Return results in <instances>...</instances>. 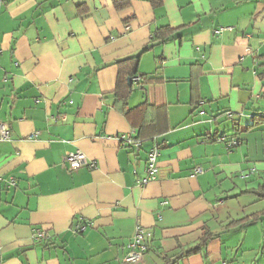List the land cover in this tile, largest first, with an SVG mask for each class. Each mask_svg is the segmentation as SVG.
<instances>
[{
    "label": "crops",
    "instance_id": "obj_1",
    "mask_svg": "<svg viewBox=\"0 0 264 264\" xmlns=\"http://www.w3.org/2000/svg\"><path fill=\"white\" fill-rule=\"evenodd\" d=\"M136 56L134 77L159 81H130L128 119L113 91ZM262 56L264 0H0V264H129L137 226L136 264H264V215L241 223L264 209ZM142 123L140 148L119 143ZM77 150L94 166L69 170Z\"/></svg>",
    "mask_w": 264,
    "mask_h": 264
},
{
    "label": "built area",
    "instance_id": "obj_2",
    "mask_svg": "<svg viewBox=\"0 0 264 264\" xmlns=\"http://www.w3.org/2000/svg\"><path fill=\"white\" fill-rule=\"evenodd\" d=\"M126 30L128 27L125 28ZM140 78L139 77H134L133 81L134 82H139ZM228 117L231 116L230 113H227ZM9 130L10 126L7 121H0V141L6 140L9 137ZM118 141L120 144L124 146H129V147H135V148H140L142 141L138 138L135 137V133L133 131L122 134L117 137ZM219 142L224 143V145L228 148L231 149L238 144H240L239 140H236L235 138H230L228 139L225 135L218 137ZM159 154V145L157 143H153V146L151 149L148 151L147 155V166H146V176L144 179L141 180L142 184H146L149 181L153 180L156 178L157 173H158V164H157V157ZM65 163L67 164V167L69 170H75L83 166H88V167H93L94 163L91 162L86 155L77 150V151H72L69 152L65 156ZM201 168H197V172H201ZM11 182V181H10ZM85 225L79 224L76 226L74 232L76 233H82L85 230ZM36 238L39 239H45L46 238V233L43 230H38L35 233ZM152 233L150 228H144L142 226H137L135 228V232L133 236L129 239L127 243V253L124 257V261L129 264H136L142 260L143 254L147 250V243L148 240L151 238Z\"/></svg>",
    "mask_w": 264,
    "mask_h": 264
},
{
    "label": "trees",
    "instance_id": "obj_3",
    "mask_svg": "<svg viewBox=\"0 0 264 264\" xmlns=\"http://www.w3.org/2000/svg\"><path fill=\"white\" fill-rule=\"evenodd\" d=\"M114 7L118 10L123 9L127 6H129V4L131 3L132 0H111ZM152 7L156 8L161 6L163 0H147ZM172 29L168 26L165 27H161L160 29L156 30V32H154V38H160L161 40H167L169 38V36L172 34ZM263 60H264V56H262ZM119 66H120V74L122 72V68L125 67L126 70H128V73L130 75L129 79L130 81L133 79V77L135 76L136 72H137V66H138V57H131V58H127L124 60H121L118 62ZM264 64V63H263ZM262 65V64H261ZM260 78L262 80H264V70L262 72H260L259 74ZM142 79V82H140L142 85L145 83H149V82H155V81H159L158 78H147L144 76L139 77ZM132 82V81H131ZM137 83V84H140ZM143 88V86H142ZM133 91V87H132V83L131 85H129L127 83L126 80L121 79V76H119V79L116 83V87L113 91V95L116 98V101L120 103L121 105V110L123 111L124 115L129 119V115L130 113L133 111V109H129L127 107V100L131 94V92ZM147 103L144 101L142 104H140L137 109H140V107H142L143 105H146ZM135 109V108H134ZM231 114V116L229 118H232V113L228 112ZM228 116V115H227ZM263 118V117H262ZM147 124H140L139 125V134L138 136L135 135L136 138L140 139L143 143V138L142 136H144V134L142 133L143 129L147 128L146 127ZM153 133H150L148 135H152ZM225 135L228 139L230 138H235L236 140H240V138L238 137V133L237 132H232L229 134H221L217 137L214 138L215 141L218 140V137H221ZM142 145V144H141ZM141 147V146H140ZM257 196H261L264 200V187L260 186L259 188H257L255 191H253ZM262 215H264V209L256 214L244 217L243 219H241V223L242 225L247 224L250 221H254L259 219ZM211 233H209L208 231L204 232L202 237L199 240V243L194 246L189 248L185 254H192L195 252H199L202 251L206 245V242L211 238Z\"/></svg>",
    "mask_w": 264,
    "mask_h": 264
},
{
    "label": "rangeland",
    "instance_id": "obj_4",
    "mask_svg": "<svg viewBox=\"0 0 264 264\" xmlns=\"http://www.w3.org/2000/svg\"><path fill=\"white\" fill-rule=\"evenodd\" d=\"M264 205V201L262 202V206ZM264 233V231L261 233V234H263Z\"/></svg>",
    "mask_w": 264,
    "mask_h": 264
},
{
    "label": "water",
    "instance_id": "obj_5",
    "mask_svg": "<svg viewBox=\"0 0 264 264\" xmlns=\"http://www.w3.org/2000/svg\"><path fill=\"white\" fill-rule=\"evenodd\" d=\"M128 83H131V82H130V79H128Z\"/></svg>",
    "mask_w": 264,
    "mask_h": 264
}]
</instances>
